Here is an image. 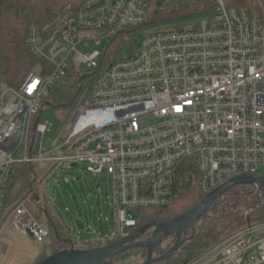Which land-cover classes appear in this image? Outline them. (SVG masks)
I'll return each mask as SVG.
<instances>
[{"label":"built area","instance_id":"2783aa9c","mask_svg":"<svg viewBox=\"0 0 264 264\" xmlns=\"http://www.w3.org/2000/svg\"><path fill=\"white\" fill-rule=\"evenodd\" d=\"M172 1L183 0L161 6ZM154 4L83 0L45 26L28 27L26 47L51 70L30 74L19 89L0 85V234L10 225L37 243L49 235L27 208L32 187L6 204L17 163L36 166L37 189L63 166L108 175L116 214L105 217L106 234L91 242L102 245L131 234L138 209L169 206L193 188L204 196L234 177L262 175L264 8L213 0V16L151 32L129 57L115 59L112 40L150 25ZM69 70L81 76L73 102L88 77L95 79L61 142L45 151L42 137L50 129L39 116ZM146 118L152 122L142 125ZM261 229L264 221H250L186 264H264V236L253 240Z\"/></svg>","mask_w":264,"mask_h":264},{"label":"trees","instance_id":"16d2710c","mask_svg":"<svg viewBox=\"0 0 264 264\" xmlns=\"http://www.w3.org/2000/svg\"><path fill=\"white\" fill-rule=\"evenodd\" d=\"M81 1L83 0H0V85L4 84L9 88L19 89L30 74L50 72L49 65L34 57L26 47L27 29L32 24L45 26L66 5H76ZM227 6L233 8L256 7L260 10L264 8V1L229 0ZM212 8L213 0L172 1L163 6L154 4L151 7L149 24L197 18ZM125 34L123 32L112 40L111 48L118 50L125 41ZM80 78L79 72L69 70L62 81L55 83L50 95L44 101L57 109L72 104L78 92ZM36 174V166L33 164L17 163L14 165L13 174L5 188L7 205L14 203L32 186ZM261 174L264 175V172ZM32 191L30 200H36L35 203L38 206L33 216L38 221L45 223L49 229L48 242L43 243L44 247L49 249L50 253L69 248L74 243L69 237V230L66 231L63 220L59 217V213L52 210L51 204L45 200V195L40 193V189L34 187ZM202 197L199 190L193 188L186 191L177 202L169 206L138 209L137 225L132 228L131 233L137 232L155 220L184 214L196 206ZM261 202L256 191L250 186L236 185L228 189L209 216L198 224L192 236L188 234L186 240L169 259L153 264H186L226 236L242 228L246 224L247 216L252 223L264 221V207H260ZM43 218L45 221H42ZM165 242H167L165 248H161V244L156 249L157 256L164 254L174 245L175 237H169ZM101 245L90 243L84 248ZM46 250L41 253L43 255H39L35 264L41 262L48 255ZM143 251L145 256L146 252ZM125 255L127 253L115 256L113 262L120 264L122 262L120 258Z\"/></svg>","mask_w":264,"mask_h":264},{"label":"rangeland","instance_id":"374dc122","mask_svg":"<svg viewBox=\"0 0 264 264\" xmlns=\"http://www.w3.org/2000/svg\"><path fill=\"white\" fill-rule=\"evenodd\" d=\"M224 1L227 5L229 0ZM213 14L214 12L210 11L202 16L209 17L213 16ZM198 18L150 24L133 31L131 34L126 33L125 41L117 50L115 59L129 57L130 52L151 32L179 27L194 22ZM106 45L107 41L102 40L101 47ZM94 79V75L88 77L75 101L67 107L57 109L47 104L44 105L39 116V121L48 124L50 129L42 137H45L41 142L45 151L55 148L61 142L66 133V128L75 113L83 109L81 101ZM151 122L152 120L148 118L140 121L142 125ZM37 148L38 144L35 147L34 155ZM31 185L32 190L34 187L36 188L34 180ZM110 191L111 186L108 175L95 176L89 173L83 165L72 168L66 166L59 167L56 170V175L49 177L44 187L40 189V193H44L45 195V200L51 204L52 210L62 214L66 231L69 230V237L76 248H84L91 242L101 239L106 234L104 219L105 217L109 219L112 215L116 214V210L112 208ZM105 194H109L107 198H105ZM35 202L36 200L31 199L27 203V208L32 215H34L33 213L38 208ZM131 213L133 214V212ZM42 221H45V219L43 218ZM76 221H79L84 227L83 230H80L76 226ZM76 233H79V235L75 236ZM263 236L264 229L258 230L253 235V240ZM45 242H48V239ZM0 244L2 245L0 264H35L39 255H43L41 253L47 249L43 243H37L30 236L20 234L10 225L6 226L0 234ZM166 245L167 242H163L161 248H165ZM143 250V248H133L121 253L120 255H124V253H127V255L120 258L122 261L120 264L143 263L146 257V255H143ZM46 252L49 254V249ZM120 255L118 254L117 256ZM154 256H157L156 253Z\"/></svg>","mask_w":264,"mask_h":264},{"label":"water","instance_id":"95a60500","mask_svg":"<svg viewBox=\"0 0 264 264\" xmlns=\"http://www.w3.org/2000/svg\"><path fill=\"white\" fill-rule=\"evenodd\" d=\"M164 1L156 0L157 6H161ZM78 91H80V88ZM47 105L52 106L49 103ZM69 128L70 124L67 129ZM236 185L252 187L256 191V195L263 199L264 204V175L237 176L204 195L196 206L180 216L155 220L137 232L109 244L92 248H76L74 244H71L69 248L48 254L38 264H116L112 261L115 256L133 248H143L145 250L146 257L142 264H153L167 260L186 240L188 234L192 236L198 224L209 216L225 192ZM59 217L63 220L62 214L59 213ZM246 223H250L248 216ZM76 226L80 230L84 229L79 221H76ZM78 235L79 233H76L75 236ZM172 236L175 237L174 245L164 254L154 256L156 249Z\"/></svg>","mask_w":264,"mask_h":264},{"label":"flooded vegetation","instance_id":"af4514ba","mask_svg":"<svg viewBox=\"0 0 264 264\" xmlns=\"http://www.w3.org/2000/svg\"><path fill=\"white\" fill-rule=\"evenodd\" d=\"M113 261V260H112Z\"/></svg>","mask_w":264,"mask_h":264}]
</instances>
